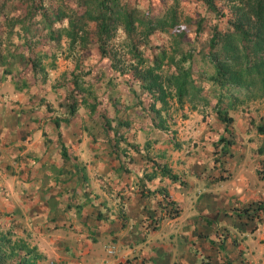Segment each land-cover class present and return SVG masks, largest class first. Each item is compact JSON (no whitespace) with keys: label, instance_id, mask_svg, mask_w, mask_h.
<instances>
[{"label":"trees","instance_id":"trees-1","mask_svg":"<svg viewBox=\"0 0 264 264\" xmlns=\"http://www.w3.org/2000/svg\"><path fill=\"white\" fill-rule=\"evenodd\" d=\"M184 1L149 0L143 9L139 0H0V26L14 36L11 39L14 49L8 55L1 51L3 40L0 37V67L3 66L6 76L10 74L12 81L17 79V89L27 90L36 84L47 86V65L55 68L61 57L76 63L84 58L87 51H96L100 60L107 59L113 69L126 67L130 74L118 72L122 80L116 85L114 96L117 99L112 97L110 118L105 110L97 108L99 102L92 103L88 99L99 76L92 66L86 68L79 64L83 71L80 69L77 73L75 65V69L73 66L63 75V98L58 97L57 106L47 109L57 113L51 121L56 126L70 123L77 120L84 108L85 114H95L98 122L103 120L99 124L106 135L104 140L113 141L112 146L108 145V153L118 152L122 145L123 152L132 160L131 153L127 152L129 145L134 152L145 157L144 163L150 164L152 171L145 174L147 178L151 179L158 173L171 182H177L179 175L126 141L128 131L134 134L141 131L150 138L152 134L156 136L154 131L167 130L165 119H162L167 98L174 97L182 103L183 98L189 95L212 105L226 129L233 121L228 108H234L240 101L239 97H264V0H195L205 12L194 19L193 25V19L183 11ZM221 4L228 8V13ZM91 22L93 32L88 31ZM118 30L125 34L124 41L120 43L114 40ZM191 30L195 35L194 42L201 33H208L204 42L206 51L202 52L192 40H187ZM157 31L170 38V45H149L150 54L145 57L143 47ZM91 39L95 41L89 42ZM46 60H49L47 65ZM16 64H20V68L14 76L12 70ZM165 67L170 71L167 74L162 73ZM201 80H205L207 87L197 83ZM53 90L60 94L56 87ZM36 96L37 91L31 94L30 99ZM35 103L36 108L42 107L46 99L40 97L39 103ZM156 116L159 117L157 121ZM109 129H114V132L110 133ZM257 129L263 132L264 128ZM92 139L96 142L99 138L94 136ZM153 140L157 143L159 138ZM168 140L173 142L172 137ZM220 140L226 152L228 140ZM61 147V154L65 155V146L62 144ZM259 163L261 168L257 172L264 177V158ZM225 177L226 174L220 178ZM158 191L163 199L158 203L167 216H178L180 209L173 205L165 189H155L149 194L156 195ZM258 214L252 213V216L259 220ZM152 219L156 223L157 218ZM10 233L8 229L3 238L9 241ZM15 242L16 264H43L36 247H29L21 239ZM261 242L264 243V238ZM20 250L24 253L20 254ZM31 251L35 254L29 256Z\"/></svg>","mask_w":264,"mask_h":264},{"label":"crops","instance_id":"crops-1","mask_svg":"<svg viewBox=\"0 0 264 264\" xmlns=\"http://www.w3.org/2000/svg\"><path fill=\"white\" fill-rule=\"evenodd\" d=\"M18 90L21 92L12 94L17 99L7 102L5 115H1L0 109V127L14 133L13 137L6 134V138L15 147L13 150L20 154L21 166L18 168L22 170L13 173V180L8 181L7 185L3 184L7 198H3L0 209L2 214H9L7 222L14 229L30 237L44 264L199 262L189 252L184 253L179 245V239L184 235L181 227L184 217L181 216L189 208L191 198L173 194L175 182L158 173L151 179L147 178L145 174L152 171L151 166L144 163L145 157L138 155V152H131L132 160L130 157L123 159L119 152L108 153L106 140L99 138L94 142L84 132L85 126H89L85 121L74 120L56 126L51 121L56 111L43 112L41 106L36 108L34 101H28L33 107L20 109L15 102L24 100L23 93L27 89ZM12 109H15V114ZM129 142L137 146L138 151L158 159L173 173L184 178H188L190 172L201 174L200 170L208 164L206 159H198L193 152L173 161L170 154L183 150L173 147L174 150L170 151L167 145H163L170 142L165 137L155 143L143 132L137 131ZM62 144L65 155L61 154ZM143 148H147L146 152H143ZM52 184L57 191L43 194L42 190ZM23 185L28 187L27 191L22 189ZM155 189L167 191L173 205L180 209L178 216H167L158 203L163 200L161 192L149 194ZM77 191L93 201L79 202L80 209L87 213L80 216V213L71 211L73 197L76 200L80 197ZM233 194L223 191V196L216 201L220 208L216 207L224 211L232 209ZM214 212L209 214L221 224L222 215L218 210ZM153 217L157 218L156 223H153ZM189 234L195 236L192 231ZM246 236L243 234L241 241L246 243L245 247H250L249 241L254 237ZM203 242L206 247L211 245L206 239ZM230 245L233 243L228 242L227 238V256L213 250L211 255L216 264H245L248 253L243 250L233 253ZM255 264H264V260Z\"/></svg>","mask_w":264,"mask_h":264},{"label":"rangeland","instance_id":"rangeland-1","mask_svg":"<svg viewBox=\"0 0 264 264\" xmlns=\"http://www.w3.org/2000/svg\"><path fill=\"white\" fill-rule=\"evenodd\" d=\"M148 1L149 0H139V5L145 9L148 6ZM222 7L228 13V8H225L223 5ZM183 11L193 19L191 22L192 25L194 24V19L197 18L199 14L205 12L202 6L196 3L195 0H185L183 2ZM93 28L94 26L91 22L88 26V31L93 32ZM207 35L208 33L206 31L201 33L196 37L194 42L195 35L191 30V33L187 34V40H192V42L204 52L206 51L204 42ZM0 37L3 40L1 43V51L4 52V55H8L14 49L11 43V39L14 36L7 34L6 28L0 26ZM124 37V32L118 30L116 39L114 40L116 43H120L124 41ZM93 41H95V39H91L89 42ZM170 42V38L165 33L157 31L149 38L148 43H145L148 45L143 47V54L145 57H148L150 54L148 49L149 45L157 44L168 47ZM63 43L65 44V42ZM110 44L111 43H109V45ZM84 47H86V45ZM45 63L47 65L49 60H46ZM55 64L56 67L53 69L47 65L48 79L46 80L48 81L45 83L47 86H42L41 84H39V86L36 84L30 88L28 86L29 89L23 93L22 99L24 100H17L15 105L18 104L20 109H28V107H33L28 101L39 103L40 97H45L46 103H43L41 107L43 112L48 111L47 109L53 107V105L56 107L57 104L55 105L53 103L57 102L58 97L61 96L63 98L65 93V91L62 92L64 88V86L62 87V84H64V73L72 70L73 66L75 69V65V71L80 73V69L82 71L84 70L79 67V64H81L82 67L86 66V68L92 66L94 72L97 73V77L99 76V81L92 85V95L88 96L89 101H92V103H95V101L96 103L99 102L97 108L101 111L105 110L107 116L109 118L111 117V109L113 107V105H111L113 103L112 97H114V100L117 99V97L114 96L117 90L116 85L122 80V78H119L120 74H118V72H125V75L130 74L129 70H126V67L122 68L118 66V68L113 69L107 59L100 60L99 54L96 51H87L84 58L78 60L76 63H71L68 59L61 57ZM19 68L20 64H16L15 68L12 70L13 74H11L15 76ZM2 70L3 66L0 67V109H2L1 115H5L8 107L7 102L10 99H17L12 94L21 92V90L16 88L17 84L15 81L17 79L15 78V81H12L9 78L10 74L6 76ZM162 71L163 74L170 72L167 70V67L162 68ZM100 72L102 74H100ZM197 83L207 87L205 80L198 81ZM49 84L52 85L51 89ZM55 87L59 89L60 94H58V91L53 90ZM170 88L173 91V88ZM36 91L38 97L36 96V98L31 100V94L36 93ZM239 100L240 101L235 104L234 108H228V113L233 118V121L228 125V128L225 129L224 124L215 115L212 105L200 99L191 98L189 95L183 98L182 103L177 102L174 97L167 98V104L162 112V119H165L164 122L165 125H167V130L163 132L154 131L156 136L152 134L149 138L153 141L155 137L159 138V140L161 137L167 139L172 137L173 142H166L163 143V145H167L168 149L171 151L174 150L173 147L175 148L174 144L176 143L175 145L183 150L173 151L170 154V158H172L173 161L183 159L191 152H193V155L198 157V159H206L208 161V164L204 165L202 170H200L201 174L197 175L194 174V172H190V174L187 175L188 178L180 176V180L175 182L176 186L174 187L175 190H173V194L176 196L183 195L182 197L184 198H186V196L191 198L189 208H186L181 216V218L184 217L181 226L183 230L182 234L184 235L179 239V245L184 253L189 252V254L196 257V259H199V262L196 264H216L215 258H212L211 255L213 254V250L227 256L228 253L225 247L227 238L228 242L230 241L233 243L232 246L230 245L233 253L240 250L248 253V261L245 264H255L257 261L263 263L264 260V243L261 242L264 238V177L260 176L257 172V169L261 168L259 162L264 158V97L241 96ZM23 102H25V104ZM14 110L15 109H12L13 114H15ZM80 112L81 113L77 116V120L85 121L89 124V126H85L84 132H87L91 138L96 136L97 138L106 139V135L101 131L102 126L99 124L100 122L102 123L103 120L100 119V122H98V118H94L95 114H85L84 108L81 109ZM17 113H19V111H17ZM36 118H38V116H36ZM158 119L159 117L156 116V121ZM258 127L262 128L263 132H260L257 129ZM109 132L113 133L114 129H109ZM118 133L120 134L121 132L119 131ZM6 134L10 137L14 136V133L6 131V129L3 130V128L0 127V204L3 198H7L5 196L6 186L3 184L7 185L8 181L13 180L11 175H13V173L17 174L18 171L22 170L18 168V166H21L19 161L21 156L13 150L15 147L7 141ZM135 135L136 134L131 130L128 131L126 141L134 138ZM108 138L113 140L109 136ZM220 138L228 140L226 152H224L223 145L220 143ZM107 143L112 146L113 141H107ZM127 148V152L129 153L134 151L133 147L129 145ZM106 149H108V146ZM122 149L123 146H119L118 152L122 154L123 159L127 160L129 155L125 154ZM146 149L147 148H143V152H146ZM151 152L153 153L152 149ZM112 162L111 160V163ZM177 166L180 167L178 162ZM224 174H226L227 177L220 178ZM22 189L27 191L28 187L23 185ZM56 191L57 188L53 186V184L48 186V189L42 190L43 194L46 192L55 193ZM223 191L234 193V207L227 211L218 209L220 205L216 204V201L223 196ZM76 194L80 197L78 200H76L75 196L73 197L71 211L76 214L80 213L79 216L87 214L80 209L81 205L78 204L79 202L93 203V201L89 197L87 198L86 195H81L78 191ZM64 198L65 197H63V199ZM217 210L223 217L221 224L219 220L215 218L212 219L213 217L209 214ZM252 213H259L258 217L260 219L257 220L254 218ZM8 217L9 214H2L0 209V264H16L18 261L17 252L14 249L15 244H17L15 241L21 239L29 247L37 248V246L32 243L30 237L27 238L25 235H22L20 232L21 230L14 229L12 225L10 226L7 222L9 219ZM12 221L13 220H11V222ZM8 229L11 231L8 236L10 239L9 241L3 238ZM189 231H192L195 236H190ZM243 234H246V237L249 238L251 236L254 237V239L249 241V244L251 243L250 247L249 245L245 247L246 243L241 241V236ZM186 237H188L187 241ZM204 239L211 245L206 247L203 242ZM19 253L23 254L24 251L20 250ZM28 254L32 256L35 252L31 251Z\"/></svg>","mask_w":264,"mask_h":264}]
</instances>
